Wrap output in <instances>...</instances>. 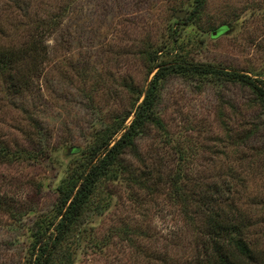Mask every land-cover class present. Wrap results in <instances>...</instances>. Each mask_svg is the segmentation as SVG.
I'll list each match as a JSON object with an SVG mask.
<instances>
[{
	"label": "rangeland",
	"instance_id": "rangeland-1",
	"mask_svg": "<svg viewBox=\"0 0 264 264\" xmlns=\"http://www.w3.org/2000/svg\"><path fill=\"white\" fill-rule=\"evenodd\" d=\"M192 8V0H0L5 46L26 40L38 19L53 23L40 69L17 77L25 88L0 76V140L16 156L0 159V264H27L30 232L51 213L66 170L133 109L153 74L145 50L264 80V0H205L188 18ZM155 105L164 130L146 123L117 177L101 182L67 243L72 264H189L203 220L176 197L178 173L187 192L229 189L250 218L247 240L264 250V109L243 86L180 75L163 80Z\"/></svg>",
	"mask_w": 264,
	"mask_h": 264
},
{
	"label": "trees",
	"instance_id": "trees-1",
	"mask_svg": "<svg viewBox=\"0 0 264 264\" xmlns=\"http://www.w3.org/2000/svg\"><path fill=\"white\" fill-rule=\"evenodd\" d=\"M192 3V12L188 18L200 12L205 0H192ZM51 25V19H38L28 38L21 44L5 46L0 43V76L5 77L12 89L22 91L25 88L16 81L25 69H40L47 55L45 36L51 30ZM158 51H144L151 63L149 70L153 74L145 90L137 91L133 109L119 119L114 118L111 124L101 129L92 143L81 150V158L66 170V175L56 185V202L51 213L38 218L30 232L27 264H72L67 243L78 229L95 196L100 195L96 194L101 193V182L117 177L118 170L123 168L119 161L121 154L134 145L136 136L146 123L164 130L155 104L160 85L168 76L180 75L197 80L210 79L238 84L247 88L252 99L264 109L262 78L247 72L222 69L208 62L190 61L178 53L169 59L159 60ZM140 96L142 98L138 101ZM130 115V121L125 124L124 121ZM14 158L15 154L0 140V159ZM184 176L178 173L175 179V195L184 203L189 200L195 203V213H199L203 220L201 230H198L201 248L189 264H264V250L247 240L250 218L230 201V190L225 192L216 182L211 186L193 185L188 194L183 189L185 186L178 184V180Z\"/></svg>",
	"mask_w": 264,
	"mask_h": 264
},
{
	"label": "water",
	"instance_id": "water-1",
	"mask_svg": "<svg viewBox=\"0 0 264 264\" xmlns=\"http://www.w3.org/2000/svg\"><path fill=\"white\" fill-rule=\"evenodd\" d=\"M184 14H185V11H179V10H178V11L175 12V16H176V17H181V16H183ZM213 34H215V32H213Z\"/></svg>",
	"mask_w": 264,
	"mask_h": 264
}]
</instances>
